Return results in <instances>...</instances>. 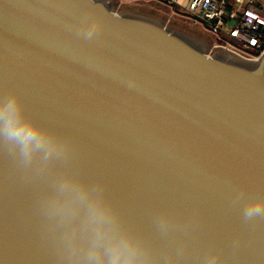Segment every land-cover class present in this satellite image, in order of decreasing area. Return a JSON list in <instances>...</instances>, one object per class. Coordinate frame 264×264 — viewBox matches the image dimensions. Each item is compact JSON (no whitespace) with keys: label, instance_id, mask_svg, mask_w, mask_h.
<instances>
[{"label":"water","instance_id":"95a60500","mask_svg":"<svg viewBox=\"0 0 264 264\" xmlns=\"http://www.w3.org/2000/svg\"><path fill=\"white\" fill-rule=\"evenodd\" d=\"M0 264H264V53L118 0H0Z\"/></svg>","mask_w":264,"mask_h":264},{"label":"built area","instance_id":"2783aa9c","mask_svg":"<svg viewBox=\"0 0 264 264\" xmlns=\"http://www.w3.org/2000/svg\"><path fill=\"white\" fill-rule=\"evenodd\" d=\"M162 3L173 9L176 0ZM175 14L207 33L215 48H228L251 58L264 53V0H190L184 12Z\"/></svg>","mask_w":264,"mask_h":264},{"label":"clouds","instance_id":"9594fccd","mask_svg":"<svg viewBox=\"0 0 264 264\" xmlns=\"http://www.w3.org/2000/svg\"><path fill=\"white\" fill-rule=\"evenodd\" d=\"M6 109L7 111L13 114L12 117L7 119L4 124L5 133L7 137L9 139H13L19 142L23 146L25 152L29 150V146L33 142H35L38 146L40 144V140L38 139L35 130L29 125L20 123L17 119H15V101L10 102L6 106ZM251 211L258 212L259 208L257 207L251 209L250 212ZM115 258L118 259V255Z\"/></svg>","mask_w":264,"mask_h":264},{"label":"crops","instance_id":"0c3cea01","mask_svg":"<svg viewBox=\"0 0 264 264\" xmlns=\"http://www.w3.org/2000/svg\"><path fill=\"white\" fill-rule=\"evenodd\" d=\"M128 1L130 3H135V4H130V5L129 4L123 5V3H120V4L123 5V7L135 8V9H139V10L152 12V13H155V14L162 16L166 19H167V17H165V16H167V13H168V14H170V16L172 18L180 17L181 19L189 21L186 18H183L181 16L176 15L175 12H178V13L184 12L186 7L188 6L190 0H176V4L174 5L173 9L163 5L162 2L165 0H128ZM129 2H127V3H129ZM228 8L230 11H233L234 7L229 5ZM161 12H165L164 14H166V15H162ZM169 20H171V18ZM190 23H192V22H190ZM196 27H198V26H196Z\"/></svg>","mask_w":264,"mask_h":264},{"label":"rangeland","instance_id":"374dc122","mask_svg":"<svg viewBox=\"0 0 264 264\" xmlns=\"http://www.w3.org/2000/svg\"><path fill=\"white\" fill-rule=\"evenodd\" d=\"M120 3H123V5L124 4H135V3H130L128 0H118ZM127 2H129V3H127ZM122 5V6H123ZM128 6V5H127ZM165 12H161V14L162 15H166V14H164ZM165 17H167V19L169 20L170 18H171V22L172 23H175V24H177V25H179V26H181L182 28H185V29H187V30H190V31H193V32H195V33H197V34H199V35H203V36H205V37H207L210 41H211V43H213V40H212V38L207 34V33H205V32H203L199 27H196V25L194 26L192 23H190L189 21H187V20H184V19H181L180 17H177V18H172L171 16H170V14H168L167 13V16H165ZM210 37V38H209Z\"/></svg>","mask_w":264,"mask_h":264}]
</instances>
